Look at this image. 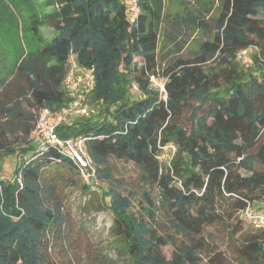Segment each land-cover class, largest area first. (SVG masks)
Returning <instances> with one entry per match:
<instances>
[{"label":"trees","instance_id":"16d2710c","mask_svg":"<svg viewBox=\"0 0 264 264\" xmlns=\"http://www.w3.org/2000/svg\"><path fill=\"white\" fill-rule=\"evenodd\" d=\"M53 5L44 17L56 34L47 44L10 64L0 56V170L20 156L13 178H0V264H55L50 249L65 238L68 221L53 183L59 167L75 173L85 193L101 196L113 214L111 246L129 264H203L218 251L205 232L214 225L227 230L233 251L207 264H264V229L238 220L248 205L264 212V0H224L212 25L201 13L173 18L182 34L197 25L213 38L165 67L158 55L164 0H137L134 19L130 0ZM176 44L180 52L184 44ZM71 53L93 70L87 103L95 111L58 132L85 138L99 182L116 180L110 157L140 166L143 181L159 189L157 201L144 194L140 212L132 196L85 184L65 154L32 137L42 108L57 113L72 100L63 84ZM152 77L165 78V97ZM134 87L139 97L131 96ZM169 145L175 150L165 160Z\"/></svg>","mask_w":264,"mask_h":264},{"label":"rangeland","instance_id":"374dc122","mask_svg":"<svg viewBox=\"0 0 264 264\" xmlns=\"http://www.w3.org/2000/svg\"><path fill=\"white\" fill-rule=\"evenodd\" d=\"M224 0H164L167 16L166 24L162 26L158 55L160 65L165 67L169 60L177 55L192 57L198 51L199 45L206 39L213 38V31H206L205 28L197 25L182 34V31L173 27L172 19L183 18L188 15H205L206 22L213 24L221 12ZM54 0H0V56H3L6 64L13 63L26 52L35 50L38 46H44L56 34L54 27L45 20V14L54 9ZM38 20L39 23H35ZM38 25V30H34ZM176 42L184 44L182 50L177 52ZM255 51V50H254ZM4 61V62H5ZM162 73V70H160ZM159 83H164L165 78L157 77ZM11 80V78H9ZM13 81V79L11 80ZM164 97L166 94H164ZM132 97H139L135 88L131 91ZM25 107L26 104H25ZM28 108V107H27ZM31 111L32 108L29 107ZM35 111L36 107L34 108ZM95 108H91V111ZM75 123V122H73ZM22 137V135H20ZM12 141L15 136H10ZM173 148H164L162 158L168 160ZM20 156L10 157L4 160L3 169L0 170V178L9 180L13 178L16 162ZM109 165L115 181L99 182L103 189L116 188L123 194L132 196L134 211H142L145 205L144 194L157 201L159 189L157 185H151L143 181L142 170L133 161L110 157ZM255 167L260 169V164ZM55 168H53L54 171ZM56 170V169H55ZM56 193L62 201L64 211L68 219L66 224L65 238L54 241L50 249V257L55 264H129L127 259L119 258L111 246L113 237L110 228L113 223V214L103 209L100 197L85 193L82 184L75 173H70L63 168H57L55 175ZM73 180L75 184L69 182ZM258 204L252 208L258 209ZM238 220L245 229L252 226L251 222L240 212ZM206 234L213 235L216 243L217 253L205 256L203 264H207L209 258L215 255L227 254L233 251V244L227 234V230L221 225L208 226ZM114 247V246H113ZM164 251L168 257L171 256L172 247L165 246Z\"/></svg>","mask_w":264,"mask_h":264},{"label":"built area","instance_id":"2783aa9c","mask_svg":"<svg viewBox=\"0 0 264 264\" xmlns=\"http://www.w3.org/2000/svg\"><path fill=\"white\" fill-rule=\"evenodd\" d=\"M130 2V12L134 19L138 15L139 7L137 0H130ZM239 58L246 63L251 61L247 50H241ZM67 65L63 84L72 100L68 107L57 113L52 112L49 108H42L32 137L42 146L49 144L58 148L79 168L83 182L98 188L100 185L97 179V167L87 151L85 138L81 135L63 137L58 132L59 127L68 123L70 118L90 113L91 107L87 103V97L94 89L96 82L93 70L82 67L74 54L69 55ZM152 81L165 94L164 83H159L155 77H152ZM134 88L137 90L136 87ZM168 147L175 150L174 145ZM242 214L251 222L252 226L264 229V212L255 211L251 205H248Z\"/></svg>","mask_w":264,"mask_h":264}]
</instances>
